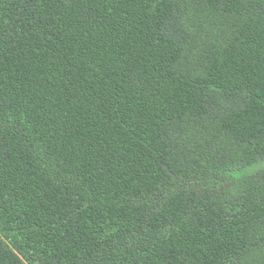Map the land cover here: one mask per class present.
<instances>
[{
	"label": "trees",
	"instance_id": "1",
	"mask_svg": "<svg viewBox=\"0 0 264 264\" xmlns=\"http://www.w3.org/2000/svg\"><path fill=\"white\" fill-rule=\"evenodd\" d=\"M0 264H264V0H0Z\"/></svg>",
	"mask_w": 264,
	"mask_h": 264
}]
</instances>
